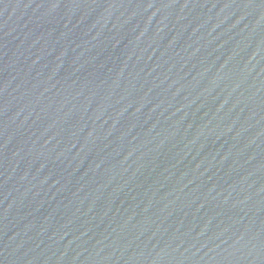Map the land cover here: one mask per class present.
<instances>
[{
  "label": "water",
  "instance_id": "water-1",
  "mask_svg": "<svg viewBox=\"0 0 264 264\" xmlns=\"http://www.w3.org/2000/svg\"><path fill=\"white\" fill-rule=\"evenodd\" d=\"M0 264H264V0H0Z\"/></svg>",
  "mask_w": 264,
  "mask_h": 264
}]
</instances>
